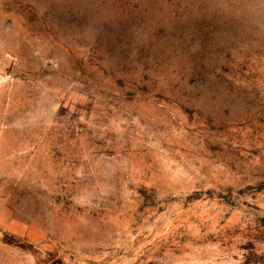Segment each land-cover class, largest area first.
I'll use <instances>...</instances> for the list:
<instances>
[{"label": "rangeland", "instance_id": "1", "mask_svg": "<svg viewBox=\"0 0 264 264\" xmlns=\"http://www.w3.org/2000/svg\"><path fill=\"white\" fill-rule=\"evenodd\" d=\"M0 264H264V0H0Z\"/></svg>", "mask_w": 264, "mask_h": 264}]
</instances>
